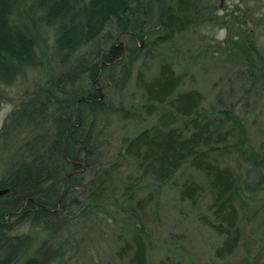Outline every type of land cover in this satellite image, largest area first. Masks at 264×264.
I'll return each mask as SVG.
<instances>
[{
    "label": "trees",
    "instance_id": "1",
    "mask_svg": "<svg viewBox=\"0 0 264 264\" xmlns=\"http://www.w3.org/2000/svg\"><path fill=\"white\" fill-rule=\"evenodd\" d=\"M241 1L245 9H232L218 21L208 17L212 11L207 12L205 0H0V88L34 73L46 76L22 94L0 124V264H64L77 253L78 220L98 209L104 216L117 169L115 163H102V129L114 116L138 119L140 113L154 120L120 138L123 156L139 171L137 182L125 183L123 193L132 201L133 188L144 177L170 183L178 198L191 204L206 197L209 216L199 218L222 238L214 252H233L240 238L236 178L219 158L249 138L247 127L232 105L202 107L199 90L181 88L189 74L176 72L157 51L195 27L217 21L220 30L235 25L233 38L218 45L230 43L240 50L241 56H229V62L240 63L248 92L260 90L264 32L256 36L241 25L264 31V0ZM46 28L54 65L42 61ZM125 37L131 45L122 44ZM139 57L134 74L138 103L111 104L105 88H123ZM253 152L244 150L254 164L264 165L263 154ZM148 201L134 200L132 209L143 211ZM32 227L39 236L31 233ZM141 235L138 229L128 237L115 236L120 244L114 256L126 264H147Z\"/></svg>",
    "mask_w": 264,
    "mask_h": 264
},
{
    "label": "rangeland",
    "instance_id": "2",
    "mask_svg": "<svg viewBox=\"0 0 264 264\" xmlns=\"http://www.w3.org/2000/svg\"><path fill=\"white\" fill-rule=\"evenodd\" d=\"M163 1L165 3L167 0ZM204 6L207 12L212 11L208 17L218 21L232 9H245L241 0H205ZM218 21L210 27H195L176 36L170 42L161 44L157 52L171 62L176 72L189 74L183 80L181 88L199 90L203 95L202 107L219 102L224 106L232 105L247 127L249 138L243 140L239 149L219 158L221 164L230 167L236 178L235 219L240 229L236 248L226 256L215 254V248L222 238L199 218L200 214L209 216L206 197L191 204L179 199L177 189L170 183L156 184L144 177L133 188L132 201L123 193L125 183L137 182L139 171L131 159L123 156L120 138L133 135L154 120L153 116L140 113L138 119L120 120L114 116L102 129L98 139L102 163L104 166L110 163L117 166L110 192L106 194V204L102 207L106 211L103 216L101 209H98L87 220H78L77 228L82 231L78 237L81 240L79 249L64 264H126L125 260L114 256L120 244L115 236L128 237L138 229L146 244L147 264H264V165L259 161L254 164L253 158L249 159L245 155L257 150L253 152L254 156H264V87L258 91H247L249 80L245 71L239 66L240 63L229 62V56H241L240 50L230 43H225V47L218 45L226 37L233 38L237 27L229 24L227 29L220 30ZM241 26L256 36L264 32L262 29L252 32L248 23ZM46 30L47 28L42 29L43 45L40 44L44 54L42 61L45 65H52V35L46 33ZM120 40L122 44L131 45L126 37ZM246 40L247 38L244 39ZM140 60L139 57L131 68V76L123 88H105V97L111 104L129 106L138 103L139 90L134 85V74ZM150 65L154 72L156 63L152 62ZM45 79V72L42 71L24 80H17L11 86L1 87L0 124L24 92ZM191 174L202 181L196 172L192 171ZM111 194L115 196L113 199ZM139 198L149 200L143 211L132 209L134 200ZM107 206L110 207L109 210ZM128 208H131L130 212ZM108 211L114 221L107 220ZM36 229L37 227L29 229L35 237L40 235Z\"/></svg>",
    "mask_w": 264,
    "mask_h": 264
}]
</instances>
